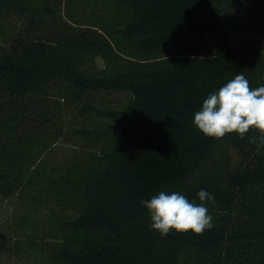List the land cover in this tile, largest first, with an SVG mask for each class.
Masks as SVG:
<instances>
[{
    "label": "trees",
    "instance_id": "1",
    "mask_svg": "<svg viewBox=\"0 0 264 264\" xmlns=\"http://www.w3.org/2000/svg\"><path fill=\"white\" fill-rule=\"evenodd\" d=\"M239 73L264 84V0H0V264H264L259 133L192 123ZM201 189L212 229L150 227L141 200Z\"/></svg>",
    "mask_w": 264,
    "mask_h": 264
},
{
    "label": "clouds",
    "instance_id": "2",
    "mask_svg": "<svg viewBox=\"0 0 264 264\" xmlns=\"http://www.w3.org/2000/svg\"><path fill=\"white\" fill-rule=\"evenodd\" d=\"M193 125L205 136L221 139L235 133L244 139L251 130L259 133L250 137L249 143L264 146V84L250 87L243 73L236 74L218 90L207 95L201 108L194 113ZM199 203L189 200L178 191L161 190L151 199L141 200L147 209L151 224L161 237L171 231L201 235L212 229L213 216L206 202L215 198L201 189L197 192Z\"/></svg>",
    "mask_w": 264,
    "mask_h": 264
},
{
    "label": "rangeland",
    "instance_id": "3",
    "mask_svg": "<svg viewBox=\"0 0 264 264\" xmlns=\"http://www.w3.org/2000/svg\"><path fill=\"white\" fill-rule=\"evenodd\" d=\"M97 64L99 68H102L104 66V61L102 60V58L99 57L97 59ZM102 97H106L105 99L109 101H115L118 100V98H121L120 95H107ZM239 159L240 156L233 148H231L230 143L223 142L215 147L211 160L205 167L202 168L195 180L202 178L203 176L208 174H215L217 177H223L226 175L227 169L235 166L236 162Z\"/></svg>",
    "mask_w": 264,
    "mask_h": 264
}]
</instances>
